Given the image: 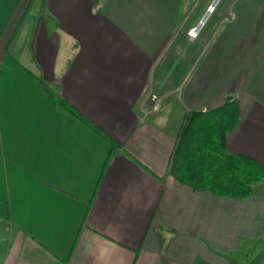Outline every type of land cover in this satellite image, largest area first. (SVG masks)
Returning <instances> with one entry per match:
<instances>
[{"label": "crops", "instance_id": "crops-1", "mask_svg": "<svg viewBox=\"0 0 264 264\" xmlns=\"http://www.w3.org/2000/svg\"><path fill=\"white\" fill-rule=\"evenodd\" d=\"M183 4L0 0V264H233L264 243L263 186L231 198L168 172L185 112L228 95V150L264 163V0L204 46L174 37Z\"/></svg>", "mask_w": 264, "mask_h": 264}, {"label": "trees", "instance_id": "trees-1", "mask_svg": "<svg viewBox=\"0 0 264 264\" xmlns=\"http://www.w3.org/2000/svg\"><path fill=\"white\" fill-rule=\"evenodd\" d=\"M48 90L55 98L56 93ZM58 100L109 142L108 156L120 146L72 105L63 99ZM240 118V104L234 95H228L225 102L215 108L186 111L168 162V172L177 181L197 191L208 190L239 199L254 196L257 189L264 186V163L254 156L233 153L227 148V136ZM129 155L148 170L137 158Z\"/></svg>", "mask_w": 264, "mask_h": 264}, {"label": "rangeland", "instance_id": "rangeland-1", "mask_svg": "<svg viewBox=\"0 0 264 264\" xmlns=\"http://www.w3.org/2000/svg\"><path fill=\"white\" fill-rule=\"evenodd\" d=\"M239 2L240 0H185V4L180 10V22L177 25L174 37H178L177 31L180 27L179 33L182 34L184 32L183 34L189 36V29L203 20L205 24L202 26L196 40L200 38L204 46V38L215 31L217 25L222 21L221 18H224L225 21L227 19L231 21L236 18L235 8ZM173 41H176V39L174 38ZM174 46H176V43L173 44ZM262 191L264 192V186ZM80 207L75 204V213L80 210ZM247 243L248 246L246 248L244 247L242 251L240 250V253L234 254L233 264H254V261L258 258L257 253H261L264 249L262 241Z\"/></svg>", "mask_w": 264, "mask_h": 264}, {"label": "built area", "instance_id": "built-area-1", "mask_svg": "<svg viewBox=\"0 0 264 264\" xmlns=\"http://www.w3.org/2000/svg\"><path fill=\"white\" fill-rule=\"evenodd\" d=\"M212 10V9H211ZM204 25V21L202 20L201 22H199L197 25L191 27L188 31L189 36L194 39L197 38L200 34V30L202 28V26ZM153 100L156 101V99H158V97L154 94L152 96ZM205 110V109H204Z\"/></svg>", "mask_w": 264, "mask_h": 264}]
</instances>
